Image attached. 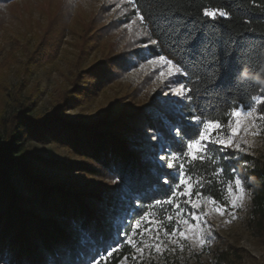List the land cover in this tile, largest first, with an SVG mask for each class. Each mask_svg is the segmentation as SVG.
<instances>
[{
	"label": "trees",
	"instance_id": "trees-1",
	"mask_svg": "<svg viewBox=\"0 0 264 264\" xmlns=\"http://www.w3.org/2000/svg\"><path fill=\"white\" fill-rule=\"evenodd\" d=\"M11 1L14 0H0V4ZM134 2L144 16L154 22L147 30L150 40H157L158 44L147 45L149 55H165L174 60L183 58L189 65V75L180 79L194 90V98L200 104L196 114L203 112L205 118L219 117L232 106L230 102H247L252 96L264 95V0ZM206 7L223 9L229 15L212 21L203 15ZM47 33L51 31L44 33L38 49L25 62L27 73H31L35 64L32 61L43 59L53 49ZM227 53L232 54L233 71L221 77L213 88L219 72L218 58ZM193 61L198 62L195 67ZM119 62L121 59L114 56L93 64L88 70L79 69L73 81L75 88L67 90L55 110L47 115L34 112L37 99L31 93L7 94L6 99H1L0 264L5 260V264H89L98 251L104 253L108 245L118 241L114 223L119 204L124 202L119 198H128L131 209L136 197L148 196L151 199L143 200L146 208L152 199H163L171 194L167 187L160 190L155 161L151 159L154 149L141 131L160 128L167 132L178 124L180 114L171 109H159L168 122L155 111L146 113L145 109L87 123L62 116L71 101H83L91 92L99 91L96 87L112 78L115 73L111 70L112 64L120 71L127 68ZM92 75L96 82L90 84V89L82 88L86 77ZM187 103L183 101L184 105ZM5 105H11V110L7 111ZM188 131L192 137L198 134L191 128ZM131 134L142 137L128 139ZM33 140L67 145L87 159L88 164L77 166L45 159L30 148L29 142ZM42 164L64 171L77 167L73 170L100 177L110 175L115 180L121 176L120 186L125 192H74L61 185H50L35 175V169ZM197 166L200 174L213 180L211 185L206 180V193L220 202L224 200L227 182L234 181L230 169H236L251 193L248 226L256 234L264 235V163L240 154L223 165ZM220 166L225 171L214 176L215 168ZM122 255L110 264H117Z\"/></svg>",
	"mask_w": 264,
	"mask_h": 264
},
{
	"label": "rangeland",
	"instance_id": "rangeland-1",
	"mask_svg": "<svg viewBox=\"0 0 264 264\" xmlns=\"http://www.w3.org/2000/svg\"><path fill=\"white\" fill-rule=\"evenodd\" d=\"M116 4H120V7L113 11ZM142 28L144 26L140 24L129 0H14L0 4V102L7 94L16 96V93H31L37 99L34 112L47 115L55 110L67 90L75 88L73 84L79 69L88 70L93 64L115 56L117 60L121 59L119 64L127 68L120 71L112 64L111 70L115 72L112 78L101 87H96L99 91L91 92L83 101H71L63 109L62 116L75 122L87 123L101 117L135 114L145 109L146 113L155 111L168 122L159 109H171L180 114L181 104L175 103L180 98L170 94L165 97L163 93L168 92V88L161 91L157 87L161 83L158 79L159 69L147 63L148 59L155 57L149 55L145 47L150 44V36L136 35ZM49 30L51 33L47 34L53 49L43 59L32 61L35 64L31 73H27L24 70L25 62L38 49L44 33ZM144 30L148 32L147 28ZM174 80L171 87H179L180 77ZM95 82L96 77L93 75L86 77L82 88L90 89V84ZM10 106L5 105V109L11 110ZM260 111H264V105ZM258 123V128H251L247 133L241 130L238 138L248 140L251 147L242 144L248 151L236 152L234 155L244 154L251 157L252 161L264 163V121ZM253 131L259 134L252 135ZM141 132L145 137V130ZM142 136L131 134L127 138ZM29 146L48 160L75 163L77 166L88 164L87 159L69 146L55 141L33 140L29 142ZM197 167L195 171H199ZM75 168L77 167H73ZM73 169L64 171L42 164L35 169V175L50 185H61L74 192H125L121 186L117 187L113 183L115 179L110 175L100 177ZM204 177L206 182L207 176ZM205 187L197 190L209 196ZM246 192L250 193L248 189ZM119 200L124 202L119 204V214L114 224L115 239L121 241L122 237L117 235V231L124 222L129 221L128 213L132 208L128 207V198ZM250 200L251 193L246 198L244 207L233 209L225 194L224 200L218 201L227 205L223 215L212 210L211 204L206 205L204 210L208 214L202 219L207 223L202 224V227L208 231L210 243L200 247L194 239H189L181 241L184 244L183 250L178 245L169 244V251L163 255L153 253L149 257L146 251L143 264H264V235L256 234L248 226ZM145 210H150L157 220L165 215H176L175 210L168 205H164L163 210L149 205ZM233 214L236 219H232ZM164 226L171 231L174 223L169 224L165 220ZM172 248L176 251H171ZM132 251L130 247H124L108 258L106 264L123 253L117 262L121 264L124 256L131 257ZM6 262L5 260L2 264ZM124 264L139 262L128 259Z\"/></svg>",
	"mask_w": 264,
	"mask_h": 264
},
{
	"label": "snow or ice",
	"instance_id": "snow-or-ice-1",
	"mask_svg": "<svg viewBox=\"0 0 264 264\" xmlns=\"http://www.w3.org/2000/svg\"><path fill=\"white\" fill-rule=\"evenodd\" d=\"M129 2L132 3L140 24L144 26L136 32V35L148 36L149 33L144 29L154 22L144 16L134 0H129ZM119 7L120 4H116L113 11ZM203 15L205 18L215 21L217 18L227 17L229 13L223 9L209 10L206 7L203 9ZM193 41L194 38L188 42L189 45ZM150 44L157 45L158 41L150 40ZM136 54L140 55V53ZM231 56V53H227L218 58L219 72L217 79L212 83L213 88L219 83L221 77L233 71ZM189 60L191 61L192 58L189 57ZM147 63L159 69L158 79L161 83L157 87H160L161 91L163 88H168V92L163 93V95L167 97L170 94L180 98L175 103L182 105L180 120L173 128H169L167 132L160 128L145 130V140L154 149L152 159L155 161L158 173L157 181L162 186L160 190L167 187L171 192L163 199H152L150 207H159L163 210L164 205H168L175 210L176 215L175 217L165 215L162 219L157 220L150 210H144L136 218V214L145 209L143 200L151 199L148 196L136 197L131 202L133 207L128 213L129 221L124 222L117 231V235L121 236L122 240L113 241V244L108 245L103 250V255H100L98 251L91 257L90 264H106L108 258L126 246L133 250L132 255L131 257L124 256L121 264H124V261L128 259L143 264L146 251L149 257L153 253L157 256L163 255L169 251V244L178 245L183 250L182 240L194 239L200 247L210 243L209 233L202 227V224L207 223L206 220L202 219L208 214L204 209L206 205L211 204L212 210L223 215L227 205L221 204L214 197L205 196L202 191L197 190L205 187V177L195 169L197 165L203 166L209 163L214 166L223 165L233 159L234 153H246L248 148L243 147L242 144L248 145L249 148L251 144L242 137L238 138L241 130L247 133L251 128H258V122L264 121V111H260L261 106L264 105V95L252 96L247 102H230L232 106L219 117L205 118L203 112L198 115L195 110L199 109L200 104L198 99L194 98V90L186 87L183 83L179 87H171L175 82L174 78H186L189 75V65L185 64L183 58L174 60L165 55H157L148 59ZM196 63L198 62L193 61L192 66L195 67ZM244 75L247 76V73L245 72ZM185 100L188 102L187 105L183 104ZM185 108L187 111L184 110ZM190 128L198 134L194 137L190 136L188 131ZM251 134L257 135L259 133L253 131ZM245 165L247 166L246 161ZM224 171L223 166L216 167L213 175L219 176ZM230 171L234 177V183L232 181L227 182L225 193L233 209L242 208L250 193L246 192L245 183L237 174L236 169L231 168ZM113 183L120 187L123 183V177L118 176ZM212 183V179L207 180L208 185ZM155 194L158 193L153 195ZM232 219H236L234 214ZM165 220L169 224L174 223L171 231L164 226ZM171 251L174 252L176 249L172 248Z\"/></svg>",
	"mask_w": 264,
	"mask_h": 264
}]
</instances>
